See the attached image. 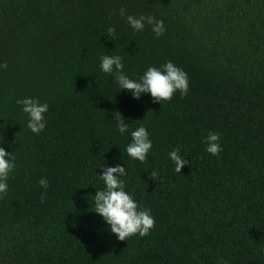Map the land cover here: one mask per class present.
Listing matches in <instances>:
<instances>
[{
    "label": "trees",
    "instance_id": "trees-1",
    "mask_svg": "<svg viewBox=\"0 0 264 264\" xmlns=\"http://www.w3.org/2000/svg\"><path fill=\"white\" fill-rule=\"evenodd\" d=\"M121 7L164 33H134ZM103 54L130 78L171 60L188 91L133 99L99 70ZM25 96L49 105L38 135L15 103ZM116 113L147 129L145 161L125 154ZM209 131L216 156L201 143ZM0 142L16 164L0 264H264V0H0ZM174 147L189 161L180 173ZM103 163L124 164L125 191L154 218L146 236L117 240L92 212Z\"/></svg>",
    "mask_w": 264,
    "mask_h": 264
},
{
    "label": "clouds",
    "instance_id": "clouds-1",
    "mask_svg": "<svg viewBox=\"0 0 264 264\" xmlns=\"http://www.w3.org/2000/svg\"><path fill=\"white\" fill-rule=\"evenodd\" d=\"M118 11L134 33L143 31L145 25L150 26L151 32L156 37L161 36L165 31L164 22L151 15L134 16L127 14L123 7ZM108 31L113 32L114 29L109 28ZM99 70L104 74H110L118 89L128 92L133 99H139L142 94H145L154 103L160 104L161 101L171 99L174 93L183 97L188 91L187 73L171 60L165 61L159 67L148 66L141 75L130 78L123 71L122 58L119 55L103 54L100 57ZM15 103L27 118L26 128L33 135L41 133L47 123L45 114L48 112V103L32 96L17 99ZM116 114L117 132L122 136L128 134L130 137L124 149L125 154L129 159L145 161L152 148V140L149 138L147 129L143 124L130 129L125 118L119 113ZM201 143L204 145V151L209 155L216 156L221 151L220 136L217 132L209 131ZM12 153L13 151H5V148L0 146V196L8 191L7 180L16 167L15 157ZM167 156L174 165L173 171L176 173H180L181 168L189 162L183 158L184 155L177 147L172 148ZM98 168L102 171L99 175L96 172L95 174L102 182L103 187L96 189L95 194L91 196L92 212L101 218L109 233L114 234L117 240L126 241V238L133 235L146 236L154 225V218L149 209L141 207L134 200L132 194L125 191L123 177L127 173L124 164L109 166L103 163ZM148 175L154 180L157 172L153 170ZM37 183L43 189L40 193V201L43 202L49 183L46 177H41ZM260 253L264 255V247L260 249ZM220 264H224V262L221 260Z\"/></svg>",
    "mask_w": 264,
    "mask_h": 264
}]
</instances>
